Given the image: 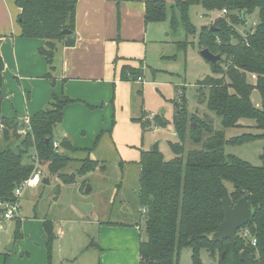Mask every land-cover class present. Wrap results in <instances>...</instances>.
Masks as SVG:
<instances>
[{"label": "trees", "instance_id": "trees-1", "mask_svg": "<svg viewBox=\"0 0 264 264\" xmlns=\"http://www.w3.org/2000/svg\"><path fill=\"white\" fill-rule=\"evenodd\" d=\"M13 1L19 9L20 36L45 40V47L39 51L49 63L56 42L74 44L76 0ZM144 4L145 22L166 19L165 0H145ZM193 4L219 13L197 33L200 49L207 48L221 56L216 64L210 63L212 75L198 82L199 99L212 115L188 117L183 105L176 103L173 123L178 141L169 142L173 157L165 159L162 152L151 149L141 151L137 201L144 217V234L138 244V264H178L184 248L190 249L193 264H202V249L215 264H264V147L258 166L225 152L228 144L264 138V108L255 107L250 98L256 89L264 105V0H174L170 8L179 12L184 29L192 34L196 29L188 20V8ZM253 11L258 12L253 30H239V26L246 25V14ZM170 23L175 28L174 16ZM63 30L70 34H63ZM3 71L0 53V107ZM251 74L255 75L254 80ZM138 77L141 78L140 69H122V78L134 82ZM137 92L141 94V89ZM70 101L67 96L53 95L46 109L29 117L30 132L24 136L18 133L21 125L16 118L1 116L3 137L11 135L20 141L16 149L0 150V200H12L14 188L32 173L33 164L27 162L30 150L37 154L41 168L45 167L65 184L73 180L70 173L63 171L71 162L79 163L76 172L83 175L100 167L98 161L89 157V150L74 148L66 138L55 136L62 109ZM214 116L224 128L239 126L242 119H252L258 132L225 138L222 130L213 127ZM139 121L143 130L165 126L159 115L152 121ZM187 140L200 147L186 150ZM54 141L59 143L57 149L53 147ZM82 154L87 156L82 158ZM226 183L232 185V190L227 189ZM242 196L247 197L249 222L236 232L234 242L211 241L210 234L224 218L221 199L233 205ZM44 224L50 239L49 223ZM244 230L249 232L248 237L243 235ZM17 236L16 229L14 237ZM253 237L255 246L250 242Z\"/></svg>", "mask_w": 264, "mask_h": 264}, {"label": "crops", "instance_id": "crops-1", "mask_svg": "<svg viewBox=\"0 0 264 264\" xmlns=\"http://www.w3.org/2000/svg\"><path fill=\"white\" fill-rule=\"evenodd\" d=\"M144 1L76 0L74 44L56 42L49 63L39 51L46 41L21 37L19 9L13 0H0L4 61L0 115L14 117L21 125L23 119L46 109L53 95L67 96L72 101L62 109L57 136L69 140L74 148L89 150L100 171L106 166L95 150L98 144L105 147L107 143L120 169L135 167L139 172L141 151L149 150L143 144L147 130L142 129L139 118L148 119L151 114L141 101L143 62L157 39L155 32L163 30L160 22H145ZM124 67L140 69L142 81L122 78ZM239 126L249 129L252 125L240 122ZM14 219L9 230L0 229V264H53L44 224L52 220L40 221L36 216ZM1 223L4 227L0 216ZM92 224L96 227L90 246L84 249L72 241V247L60 248L54 264H77L88 250L95 252L96 264H138L139 225L118 220ZM49 226L53 236V226ZM16 229L18 236L14 237ZM58 237L60 242L69 240L61 229Z\"/></svg>", "mask_w": 264, "mask_h": 264}, {"label": "rangeland", "instance_id": "rangeland-1", "mask_svg": "<svg viewBox=\"0 0 264 264\" xmlns=\"http://www.w3.org/2000/svg\"><path fill=\"white\" fill-rule=\"evenodd\" d=\"M172 3H167L166 19L160 21L159 24L163 30L155 32L157 39L153 43V47L149 48L148 59L143 62L145 74L141 95L143 109L149 114L161 116L165 122L164 127L145 131L143 135L144 147L151 149L154 143H158V150L163 153L165 159L173 157L169 142L178 141V137L173 133L175 132L173 120L177 112L176 103L183 105L188 117L193 114L200 117L212 115L199 99L201 93L198 82L206 76H211L212 72L210 63L204 60L199 53L201 49L197 42V33L203 26L210 25V21L213 22L219 14L216 11L204 9L201 5H190L188 20L196 29V33L192 34L184 29L179 12L170 8ZM172 16L175 19V28H172L170 23ZM257 19V11L246 14L245 27L239 26L238 29L249 28L252 22ZM203 91L206 92V89L202 88ZM250 98L255 107L264 108L263 99L258 90L254 89ZM161 111H164V115L160 114ZM145 119L142 118V120ZM149 120L152 121V119ZM240 122L252 126L249 129L240 126L224 128L216 116H214L212 125L215 129L222 130L225 138L239 136L244 132H258L254 127V120L242 119ZM57 135L56 129L55 136ZM18 143V138L11 136L5 140L0 132V150L6 147L16 149ZM104 146L102 147L101 143L98 144L95 153L97 158L101 156L104 159L105 171H100L97 168L84 175L79 174L76 172L79 163L71 162L63 171L72 173L73 180L72 183L65 184L56 175H50L43 167L42 177H47L49 183L41 181L35 188H28L18 201L20 207L18 216L21 219H33V216H36L40 221H43V218L52 220L49 224L53 226V236L50 237L48 245L52 249L53 264L56 262L60 248L63 251L68 246L72 247L70 245L72 241L75 245L81 243L79 247L83 246L84 249L90 246L96 227L92 223L97 220H118L139 225L141 228L139 235L143 237L144 217L137 201L139 172L135 171V167L124 166L120 169L115 163L112 147L107 143ZM263 146L264 138H260L241 144H228L225 146V152L233 154L251 165L258 166L261 162L260 154ZM199 147V144L189 140L185 142L186 150ZM29 153L27 162L32 163L31 155L34 151L30 150ZM85 156L87 155H81L82 158ZM90 157L92 156L90 155ZM73 158L77 160L75 156ZM87 186H89L88 190H86ZM226 187L229 191L233 188L230 183H226ZM80 204H87L90 207L83 210ZM14 220V218L6 220L5 226L0 229L9 230V226L13 225ZM59 229L69 237L68 241L60 242ZM71 237L74 239L71 240ZM200 259L202 264H215L205 249L200 251ZM95 260V252L93 254L88 250L82 258L77 260V264H96ZM178 264H193L190 249L184 248L180 251Z\"/></svg>", "mask_w": 264, "mask_h": 264}, {"label": "water", "instance_id": "water-1", "mask_svg": "<svg viewBox=\"0 0 264 264\" xmlns=\"http://www.w3.org/2000/svg\"><path fill=\"white\" fill-rule=\"evenodd\" d=\"M244 15V13H242ZM63 34L68 35L70 31L63 30ZM1 42V41H0ZM201 57L211 64H216L217 61L220 59L219 54H213L207 48H203L199 51ZM161 115H164V111L160 112ZM194 126V125H193ZM151 150L153 152H158V143H154ZM72 174V173H71ZM42 182L48 184V178L43 177ZM89 186H87V189ZM222 210L224 214L223 220L218 225L217 229L210 234L209 239L213 242H222L223 240H230L232 242L235 241L236 232L245 226L250 220V209L247 201L246 196H242L239 198L233 205H230L227 199H221ZM80 207L83 210H87L90 205L87 204H80ZM224 254L222 253V256ZM242 257V252L240 253Z\"/></svg>", "mask_w": 264, "mask_h": 264}, {"label": "built area", "instance_id": "built-area-1", "mask_svg": "<svg viewBox=\"0 0 264 264\" xmlns=\"http://www.w3.org/2000/svg\"><path fill=\"white\" fill-rule=\"evenodd\" d=\"M226 13V10L223 9L221 11V14L224 15ZM256 25V21L252 22L251 24V28L253 30V28ZM250 78L252 80L255 79V75L251 74ZM137 81H142L140 77H138L136 79ZM155 115L153 113H151L148 118L149 119H154ZM1 118V115H0ZM3 124L0 123V130L3 129ZM157 126H153L152 128H156ZM28 132H30V125H29V118L23 119L22 123H21V127L18 129V133L21 136L26 135ZM176 136L177 134L174 133ZM59 143L57 141H54L53 143V147L55 149L58 148ZM31 159H32V164H33V170L32 173L29 175V177H27L26 179H24L21 183H19L13 190V199L12 200H7V201H2L0 200V216L2 218V220L6 221L8 219H13V218H17L18 217V213H19V204L18 201L19 199L22 197L23 193L25 190H27L28 188H35L37 185H39L42 181V168L39 165V161H38V156L37 154L34 152L31 155ZM3 227V224H0V228ZM243 235L244 236H249V232L247 230L243 231ZM251 245L255 246L256 245V239L253 237L251 238Z\"/></svg>", "mask_w": 264, "mask_h": 264}]
</instances>
